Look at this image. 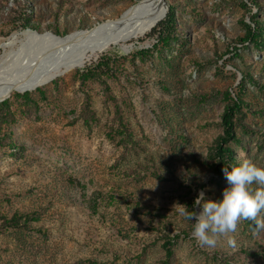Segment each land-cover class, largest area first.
Listing matches in <instances>:
<instances>
[{
    "label": "rangeland",
    "instance_id": "1",
    "mask_svg": "<svg viewBox=\"0 0 264 264\" xmlns=\"http://www.w3.org/2000/svg\"><path fill=\"white\" fill-rule=\"evenodd\" d=\"M24 1L38 31L8 35L10 25H0V77L27 37L88 32L143 0ZM249 1L161 0L165 14L175 9L168 46L151 33L102 44L3 100L15 121L0 131V216L39 219L25 231L0 227V264H162L165 238H174L173 264H264V231L253 234L241 219L235 232L202 247L193 239L194 221L181 215L201 190L218 200L227 187L224 167L213 171L226 93L234 99L243 90L237 143L229 144L235 160L264 168V50L245 39L251 18L264 26V0ZM0 6L7 19L13 6ZM102 56L113 65L104 80L130 138L117 131L101 84L77 78ZM54 59L47 54L39 68L54 67ZM24 93L37 102V113H25L16 96Z\"/></svg>",
    "mask_w": 264,
    "mask_h": 264
},
{
    "label": "trees",
    "instance_id": "2",
    "mask_svg": "<svg viewBox=\"0 0 264 264\" xmlns=\"http://www.w3.org/2000/svg\"><path fill=\"white\" fill-rule=\"evenodd\" d=\"M253 4V0L249 1ZM2 3L9 4L13 7L10 8L9 12L6 16H0V25H10L8 30V35L13 32H22L26 30H32L37 32L38 29L36 24L32 22L31 15L28 13L27 6L24 0H0V5ZM244 9L248 10L247 4H242ZM1 7V6H0ZM13 13V14H12ZM251 22L253 27L250 25H246V34L245 39L251 41L256 47L264 50V26H262L255 19L251 18ZM175 9L172 6L168 7V10L164 16V18L149 32L144 34L151 33L149 37L155 38L157 44L161 46H168L170 41L175 38ZM48 31H50L48 29ZM7 36V34H3L2 37ZM145 52L140 51L139 54L143 55ZM99 54V52H92L88 56L95 57ZM87 55H85L86 57ZM84 57V58H85ZM102 56L98 59V61L94 64H91L84 68L81 71H77L76 75L81 84H84L87 81H95L99 82L103 88V97L105 102L112 104L114 108L113 119L117 126V131L121 135H125V138H130V132L127 128V125L121 115L119 106L115 103V97L112 95L111 89L109 85L104 80V77H108L112 70V63L108 60V58H104ZM83 58V59H84ZM38 92L43 95V92ZM226 101L230 102L224 107V112L222 114V129L223 134L218 136L215 141V147L213 151V158L215 164L213 166V171L218 175L220 174V169L222 167H232L238 162L235 160L233 156L232 149L230 148V143H237V136L234 131V117L241 113V104L242 101L240 97L243 95V90L239 89L238 93H236L235 98L233 99L230 93L225 94ZM17 97L23 99L25 103V113L27 115L31 113H37L39 110V106L37 102L31 98L29 93H24L21 95H16ZM82 116L84 123L88 125L90 120L93 119V113L90 110V98L88 95L85 96L84 105L82 109ZM15 121L13 114L10 110V105L7 101H3L0 103V131L2 130V126L9 125ZM3 138L0 139L2 141ZM124 138L121 139V144L124 143ZM193 200L188 204L189 212L196 211L195 204ZM38 216L34 213L30 214H17L14 213L11 217L0 216V227L3 231H25L31 228V223L38 221ZM258 219H264V216L261 213L258 216ZM244 224L248 229L252 230L254 222L251 220L243 219ZM173 246H174V238H165L162 244V249L164 251V260L162 264H173Z\"/></svg>",
    "mask_w": 264,
    "mask_h": 264
},
{
    "label": "bare ground",
    "instance_id": "3",
    "mask_svg": "<svg viewBox=\"0 0 264 264\" xmlns=\"http://www.w3.org/2000/svg\"><path fill=\"white\" fill-rule=\"evenodd\" d=\"M164 16L165 8L161 0H143L126 10L117 22H109L88 32H79L63 38L50 34L27 37L24 42L26 45L18 59L13 60L15 62L2 72L4 76L0 77V103L12 92L22 90L28 85V81L44 70H56L66 64H76L91 48L145 34ZM47 54L54 56L55 66L39 68V62Z\"/></svg>",
    "mask_w": 264,
    "mask_h": 264
},
{
    "label": "clouds",
    "instance_id": "4",
    "mask_svg": "<svg viewBox=\"0 0 264 264\" xmlns=\"http://www.w3.org/2000/svg\"><path fill=\"white\" fill-rule=\"evenodd\" d=\"M222 173L227 187L221 199H206L201 190L194 201L198 211L189 212L181 206V215L194 221L193 239L202 247H214L218 235L235 232L241 219L254 222L253 234L264 231V219H258L264 211V168L243 160L222 168ZM253 184L259 187L254 189Z\"/></svg>",
    "mask_w": 264,
    "mask_h": 264
},
{
    "label": "water",
    "instance_id": "5",
    "mask_svg": "<svg viewBox=\"0 0 264 264\" xmlns=\"http://www.w3.org/2000/svg\"><path fill=\"white\" fill-rule=\"evenodd\" d=\"M167 8V7H166Z\"/></svg>",
    "mask_w": 264,
    "mask_h": 264
}]
</instances>
